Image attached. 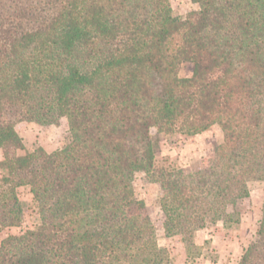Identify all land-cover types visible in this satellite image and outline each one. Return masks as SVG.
<instances>
[{"label":"trees","instance_id":"trees-1","mask_svg":"<svg viewBox=\"0 0 264 264\" xmlns=\"http://www.w3.org/2000/svg\"><path fill=\"white\" fill-rule=\"evenodd\" d=\"M189 1L198 11L179 18L169 0H0V264H171L139 174L187 253L197 231L240 223L249 184L264 183V0ZM61 121L52 153L15 130ZM214 127L200 170L157 165L163 138ZM237 264H264V207Z\"/></svg>","mask_w":264,"mask_h":264},{"label":"rangeland","instance_id":"rangeland-1","mask_svg":"<svg viewBox=\"0 0 264 264\" xmlns=\"http://www.w3.org/2000/svg\"><path fill=\"white\" fill-rule=\"evenodd\" d=\"M172 12L179 18H186L190 13L198 11V6L189 0H169ZM192 65L183 64L180 67L181 77H190ZM17 134L22 138L28 151L37 147L46 153L62 149L66 143V124L61 121L58 125L40 126L35 123L21 122L15 126ZM222 140V133L218 127L193 137L173 135L162 139L157 165L161 167L169 164L185 171L196 172L213 157ZM1 159V152H0ZM135 198L145 205L146 214L156 230L158 246L168 251L171 264H237L241 254L254 239L261 220L264 207V183L249 184V198L241 206L240 223L231 228H224L221 224L208 226L197 231L194 245L197 251L187 253L181 237L166 238L162 228V215L159 202L162 190L144 174H139L133 182ZM19 200L27 205L32 203L29 188L18 189ZM36 222V217L29 212L21 228H11L1 234H19L26 227Z\"/></svg>","mask_w":264,"mask_h":264}]
</instances>
